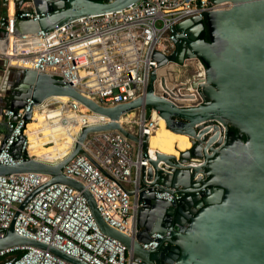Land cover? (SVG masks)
<instances>
[{
	"label": "water",
	"instance_id": "obj_1",
	"mask_svg": "<svg viewBox=\"0 0 264 264\" xmlns=\"http://www.w3.org/2000/svg\"><path fill=\"white\" fill-rule=\"evenodd\" d=\"M137 1L34 0L37 11L50 15L37 22L15 19V32L52 29L75 18L126 8ZM210 2H229L230 7L206 12L203 19L190 17L177 23L172 52L152 55L159 67L168 60L178 65L191 58L202 62L204 78L191 83L198 88L197 103L184 106V102L173 103L166 96L154 94L155 70L150 72L143 96L115 107H103L62 79L20 69L14 85L4 93L7 108L22 107L27 98L40 104L53 95H64L111 120L105 125L83 128L71 153L57 164L35 159L16 165L0 163L1 175L39 172L51 176L25 198L20 210L49 184L64 183L81 191L99 228L121 241L142 264H264V0ZM204 29L208 40L199 37ZM183 97L193 98L188 94ZM137 109H143L146 118L155 111L167 128L186 133L191 147L179 153V161L174 155L158 151L155 159L148 158L149 166L143 174L153 180L152 188L148 194L140 193L145 206L137 214L139 231L131 238L103 220L91 192L80 181L65 176L62 167L77 153L90 158L82 143L91 132L116 129L146 150L148 136L139 138L118 122L121 115ZM26 118H30V112ZM230 127L236 133L229 135ZM8 132L5 128L4 137ZM14 155L18 157V151ZM191 158L202 162L196 166L182 164ZM155 190L179 193L181 198L168 202L155 198ZM17 214L0 237V249L31 245L48 249L73 264H87L52 245L19 235L14 229ZM155 233L159 234L157 246L143 248L141 243L151 242L150 236Z\"/></svg>",
	"mask_w": 264,
	"mask_h": 264
},
{
	"label": "built area",
	"instance_id": "obj_2",
	"mask_svg": "<svg viewBox=\"0 0 264 264\" xmlns=\"http://www.w3.org/2000/svg\"><path fill=\"white\" fill-rule=\"evenodd\" d=\"M24 3L26 7L0 15V29L4 31L0 37V61H5L6 67L16 66L51 74L103 107H115L143 96L148 90L152 70L156 71L154 94L166 96L173 103L184 102V106H188V102L197 103L198 88L192 87L191 83L204 78L202 62L198 58L186 59L184 63L196 61L201 69L196 76L192 74L178 80L176 68L165 69L180 65L168 60L159 67L152 55L160 53L166 56L172 52L175 45L173 31L177 23L190 17L203 19L206 12L230 7L229 2L214 4L210 0H138L126 8L82 16L52 29L17 34L15 19L37 22L50 15V12L37 11L34 0H24ZM10 39L14 44L12 54L8 50ZM161 68H164V73L158 72ZM186 94L193 98L185 99L183 96ZM55 100L58 108H65L71 114L70 120L67 117L65 122L77 123V130L70 132L75 125L68 129L71 139L66 152L51 158L38 157L31 151L28 125L38 121L35 110H41L43 105L49 109L50 103L46 99L34 104L27 98L22 107H5L0 112L5 128L9 129L6 137H0V163L16 165L35 159L50 165L57 164L71 153L83 128L111 122L109 117L90 110L73 98L68 97L66 102ZM134 111L137 113L136 125L133 130H127L139 138L146 135L149 140L155 131L156 120L152 115L146 118L143 109ZM29 112L30 118L27 119ZM56 118L64 119L61 114ZM18 141L20 144L16 146ZM82 149L90 158L77 153L63 165L62 173L80 181L91 192L97 210L109 226L135 238L139 231L137 214L145 206L140 193H150L153 181L143 174V169L145 171L149 166L148 158L155 159V152H150L149 142L144 150L140 143H135L116 129L88 133ZM16 151L18 157L14 155ZM175 157L179 161V154ZM201 162L202 159L191 158L182 164L196 166ZM50 178L49 174L39 172L0 174V237L4 236V231L18 212L14 229L19 235L52 245L87 264H142L133 258L121 241L99 228L86 198L70 185L49 184L20 210L25 198ZM128 191L133 194H128ZM153 193L155 198L168 202L181 198L179 193L157 190ZM195 193L198 194L197 191ZM158 237L159 234H152V241L141 243V246L156 247ZM0 264L73 263L48 249L15 245L0 249Z\"/></svg>",
	"mask_w": 264,
	"mask_h": 264
},
{
	"label": "bare ground",
	"instance_id": "obj_3",
	"mask_svg": "<svg viewBox=\"0 0 264 264\" xmlns=\"http://www.w3.org/2000/svg\"><path fill=\"white\" fill-rule=\"evenodd\" d=\"M9 44L11 47L14 48L13 40H9ZM172 69V68H171ZM159 73H164V68H161L158 70ZM54 98L58 100H62L66 102L68 100L67 96L64 95H53L49 98L48 100ZM84 109V107H82ZM134 112V111H131ZM131 112L125 113L121 115L118 119L119 124H121L124 128L126 129H134V126L136 123L133 125H126L124 116L130 114ZM58 114H61V116L65 115L68 117V121L70 120L71 114L68 112L67 109L63 108H56V109H48L46 108L45 105H43L42 109L40 110H35V118L43 123L44 125L42 126H37L36 122H30L28 125V136L31 141V151H33L37 156H44V157H56V155L62 156L67 147L70 143V133H68V125L66 123L63 124L61 120L56 118ZM40 115V116H39ZM153 118L156 120V123L158 125V128L155 130H158V132L154 131L150 136H149V147H150V152L153 154V152H160L163 154H169V155H178L181 151L187 150L191 146V140L188 137L186 133H177L169 128L166 127L165 121L162 117L158 116L156 112L152 113ZM127 120V119H126ZM47 123V124H45ZM131 126V127H130ZM65 131V137H67V140H61L63 137L59 136L60 132ZM42 136H50L49 139H52L53 142L55 143L54 146H50L48 148H43L42 145H37L36 142L34 141V138L40 137L41 134ZM33 143V144H32ZM69 143V144H68Z\"/></svg>",
	"mask_w": 264,
	"mask_h": 264
},
{
	"label": "crops",
	"instance_id": "obj_4",
	"mask_svg": "<svg viewBox=\"0 0 264 264\" xmlns=\"http://www.w3.org/2000/svg\"><path fill=\"white\" fill-rule=\"evenodd\" d=\"M27 4L24 3V0H8L3 1L0 0V15L4 14H11L14 12V10H17L18 7H26ZM4 31L0 29V37H3ZM9 52L12 54L14 48L10 46L8 49ZM0 66L2 69L0 70V112L2 108L6 107L5 97L7 96L6 92H9L10 88L14 85L13 81L19 76L20 68H16V66H9L6 67L5 61H0ZM132 113V112H131ZM126 116H124V119ZM158 132V130H155ZM5 133V124L3 123V120L0 119V137H3ZM159 133V132H158Z\"/></svg>",
	"mask_w": 264,
	"mask_h": 264
},
{
	"label": "rangeland",
	"instance_id": "obj_5",
	"mask_svg": "<svg viewBox=\"0 0 264 264\" xmlns=\"http://www.w3.org/2000/svg\"><path fill=\"white\" fill-rule=\"evenodd\" d=\"M17 68V67H16ZM19 68V67H18ZM171 68H176L177 70H176V72H175V74L177 75V78H178V80H184L186 77H189V76H191L192 74L193 75H195L196 76V74H197V71L199 72L200 71V69L198 68V66H197V62L196 61H186L185 63H184V65H180L179 67H177V66H174V65H172V66H169V67H167L165 70L166 71H170L171 70ZM21 69V68H20ZM49 103H50V105L48 106L49 107V109H56V108H58V102L54 99V98H52V99H49ZM136 115H137V113H135V111L134 112H132V113H130V114H128V115H126V118H125V123H126V125L125 126H127V125H133L134 123H136ZM40 116V115H39ZM63 124L64 123H66V125L67 124H69V122H65V118H67V116H65V115H63ZM127 119V120H126ZM45 124H47V123H45ZM36 125L37 126H42V125H44L43 123L41 124V122H39V120L38 121H36ZM71 125H75L74 126V128L73 129H71L70 130V132H74L75 130H77V123H71V124H69L68 126V128L70 129V127H71ZM128 127V126H127ZM131 127V126H130ZM156 128H158V125H157V123H156V126H155V129ZM68 131V133H69V130H67ZM59 136L60 137H63L61 140H67V137H65V131H63V132H60L59 133ZM50 138V136H47V137H45V136H42V134H41V136L40 137H36V138H34V141L36 142V144L37 145H42V147L43 148H48V147H52V146H54V142H53V140L52 139H49ZM33 144V143H32ZM65 149L67 150L68 149V146L67 147H65ZM66 152V151H65ZM37 155V154H36ZM58 155V154H57ZM56 155V156H57ZM39 157V156H38Z\"/></svg>",
	"mask_w": 264,
	"mask_h": 264
},
{
	"label": "trees",
	"instance_id": "obj_6",
	"mask_svg": "<svg viewBox=\"0 0 264 264\" xmlns=\"http://www.w3.org/2000/svg\"><path fill=\"white\" fill-rule=\"evenodd\" d=\"M200 38L202 39H205V40H208V37H207V33H206V30L204 29V31L199 35ZM233 133H236L235 129L234 128H229L228 130V134H233Z\"/></svg>",
	"mask_w": 264,
	"mask_h": 264
},
{
	"label": "flooded vegetation",
	"instance_id": "obj_7",
	"mask_svg": "<svg viewBox=\"0 0 264 264\" xmlns=\"http://www.w3.org/2000/svg\"><path fill=\"white\" fill-rule=\"evenodd\" d=\"M204 30L200 31L199 35L203 32Z\"/></svg>",
	"mask_w": 264,
	"mask_h": 264
}]
</instances>
